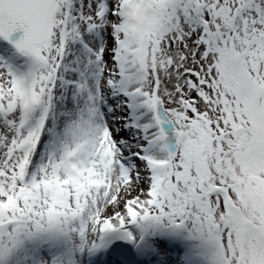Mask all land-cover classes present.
<instances>
[{"label": "snow or ice", "instance_id": "1", "mask_svg": "<svg viewBox=\"0 0 264 264\" xmlns=\"http://www.w3.org/2000/svg\"><path fill=\"white\" fill-rule=\"evenodd\" d=\"M0 264H264V0H0Z\"/></svg>", "mask_w": 264, "mask_h": 264}]
</instances>
